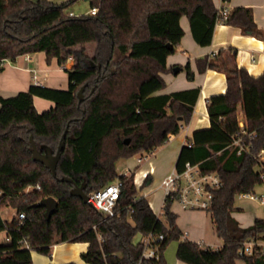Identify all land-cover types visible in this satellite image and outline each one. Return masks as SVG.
<instances>
[{
	"label": "trees",
	"instance_id": "trees-1",
	"mask_svg": "<svg viewBox=\"0 0 264 264\" xmlns=\"http://www.w3.org/2000/svg\"><path fill=\"white\" fill-rule=\"evenodd\" d=\"M77 1L0 0V63L37 53L60 66L72 56L76 61L65 70L67 89L32 85L14 96H0V264H32L33 252L51 256L61 243H87L81 256L87 264H168L164 253L172 241L179 242L176 257L185 264H264V252L254 259L239 255L246 242L264 243V218L243 227L233 216L237 197L255 193L263 184L264 161L258 156L264 150V72L250 75L236 64L233 51L220 50L214 58L197 60L200 73H225L228 89L207 100L211 128L196 131L188 141L191 147L182 148L176 163L179 172L191 163L199 164L204 174L217 172L222 177L223 187L207 212L223 246H200L185 238L171 211L175 202L169 198L158 217L148 200L138 196L136 173L124 176L117 171L120 160L152 154L190 123L199 89L158 93L166 88L168 58L185 35L183 17L196 43L211 46L219 18L214 1L90 0L91 8L99 9L96 15L70 16L69 8ZM230 13L226 24L264 41L251 9L234 8ZM87 45H95L92 57ZM186 69L193 80L190 66ZM82 87L86 91L80 102ZM35 97L54 106L40 113ZM240 113L248 135H243L245 148L239 153L233 141L242 131ZM68 125L54 177L33 160L31 139L41 152H56ZM118 181L122 188L117 215L107 220L71 194L84 184L89 196ZM152 182L148 175L141 189ZM49 197L59 207L48 222L45 209L35 205ZM9 208L17 214L11 222L2 218ZM20 213L25 220L18 219ZM149 234H162L164 241L158 258L142 260L143 246L134 240Z\"/></svg>",
	"mask_w": 264,
	"mask_h": 264
},
{
	"label": "crops",
	"instance_id": "crops-1",
	"mask_svg": "<svg viewBox=\"0 0 264 264\" xmlns=\"http://www.w3.org/2000/svg\"><path fill=\"white\" fill-rule=\"evenodd\" d=\"M48 1L54 4H63L68 0ZM213 1L217 10L224 7L228 8L230 11L234 8L251 9L257 27L264 33V0ZM88 13L89 11L87 14ZM74 16L76 15L74 14ZM181 26L184 28L185 35L182 38L181 45H179L175 53L168 58L167 67L170 71L163 75L166 81V88L158 94H172L180 91L199 89L200 95L194 107L195 111L190 123L185 125L178 135L171 136L166 146L154 151L149 156L150 158L145 160V163H141H144L142 166L137 162V166H134L132 169L136 173L139 183H143L146 177L150 175L155 190H159L163 178L176 169L179 154L182 148L188 143L189 139L192 138L193 134L196 131L211 128V122L207 111V100L212 96L225 94L228 89L227 76L225 73L215 70H207L205 73H200L197 60L205 57L214 58L220 50H225L226 52L233 51L236 64L246 69L250 75L258 77L264 72V41L262 39L243 34V30L239 27L236 28V26L226 23H217L214 28L211 46L203 47L198 45L194 40L187 17L181 19ZM89 46L91 45H87L85 48L88 49ZM93 48L95 52V45H93ZM75 64L76 61L73 56L66 60L64 66L58 65L56 60H52L48 63L44 53L32 54L30 60H26L23 56L18 57L15 61L6 64L4 71L0 73V96L7 98L19 92L28 91L30 86L34 85V75L38 77L40 84L45 87L67 89L68 73H66L65 70L71 69ZM188 65L194 73L195 78L193 80H189L187 77L186 66ZM174 68H181V70L175 73ZM34 104H36L35 107L40 113L54 106L53 102L39 97L34 98ZM240 114V119L243 122V114ZM159 150H165L166 158L171 160L166 168L162 164L157 165L154 163V159L157 157V152ZM160 191H162L161 188ZM255 194L264 195L263 184L257 187ZM154 195V191L147 192L144 194V198L148 200L154 213L162 218V207L158 206V200L161 197L162 204L163 196L156 195L157 203L153 204L149 199L153 198ZM237 199L241 202L247 201L255 203L262 207L259 213H257V210L253 206H247L246 208L245 206L236 205V210L238 211H236L233 216L241 226L249 227L256 219L264 218V204L252 201L243 195L238 196ZM186 234L189 239L190 234L188 232H186ZM206 239L207 238L203 237L194 242L203 243L205 246L215 248V246L209 244L208 239ZM141 240V235H137L134 243L137 244ZM222 246L223 242H220L217 244L216 249ZM87 249V243H61L53 247L51 256L38 254V252L37 254H33L32 264H87L81 257ZM174 264L185 263L180 262L178 259V262ZM238 264L244 263L239 262Z\"/></svg>",
	"mask_w": 264,
	"mask_h": 264
},
{
	"label": "built area",
	"instance_id": "built-area-1",
	"mask_svg": "<svg viewBox=\"0 0 264 264\" xmlns=\"http://www.w3.org/2000/svg\"><path fill=\"white\" fill-rule=\"evenodd\" d=\"M226 2L225 0H223ZM98 7H92L87 15H96L98 13ZM231 11L224 7L218 10V23H226ZM70 16H74L73 13H70ZM30 56H23L26 60H30ZM12 61L4 60L0 63V67H5L6 64ZM34 85H40L38 77L34 75L33 77ZM240 126L242 128L241 133L238 134V137L233 141V146L239 148V153L245 148L243 135H248L244 128V123L240 119ZM249 136H253L249 134ZM186 145L191 147V144L188 142ZM249 148V146H247ZM151 154H144L138 156L137 162L141 164L143 161L150 158ZM262 161H264V150L258 156ZM124 176H129L130 174L126 172L122 174ZM263 185H264V174ZM135 185L141 188L143 183H139L138 178L135 176ZM223 187V180L219 173H202L198 165H193L191 163H186L183 171L179 172L174 169L171 173L163 178L160 184V188L163 191V201L161 204V211L167 205V200L170 198L173 202L178 203L184 210H201V211H210L212 210L215 192ZM122 182L118 181L103 190L93 192L89 195L90 204L99 212H101L105 219L113 218L117 215L116 207L118 204L119 197L121 195ZM30 189V188H29ZM28 189V190H29ZM37 189H40V186H37ZM0 196H2V191L0 190ZM244 197L252 201H256L260 204H264V195L263 194H243ZM160 217L159 215H157ZM26 216L24 213L18 214V219L23 221ZM95 228V227H94ZM185 238L187 234L185 233ZM141 241L139 243L143 246L142 260H152L159 257L160 243L164 241V236L149 234L148 236L141 235ZM99 240L103 242L104 238L99 236ZM200 246H205L203 243H198ZM26 248L29 249L28 243L25 241ZM261 252H264V243L249 241L243 244L242 248L239 251L241 257H250L252 259L256 258Z\"/></svg>",
	"mask_w": 264,
	"mask_h": 264
},
{
	"label": "rangeland",
	"instance_id": "rangeland-1",
	"mask_svg": "<svg viewBox=\"0 0 264 264\" xmlns=\"http://www.w3.org/2000/svg\"><path fill=\"white\" fill-rule=\"evenodd\" d=\"M90 9H91L90 1L79 0L76 3H74V5H72L71 8H69V11L73 12L77 17H79V16L87 15V12L90 11ZM86 53L88 54L89 57H92L94 55L93 45L89 46L88 49H86ZM156 158L154 159V163H156L157 165L162 164L165 168L168 167L171 161L169 158H166L165 150L162 151L159 150L157 152ZM137 159L138 156H135L134 158L120 160L117 164L118 171L119 173H121L120 175L125 174L126 172H128L130 175L133 174L134 170L132 169L134 168V166L135 167L137 166ZM143 162L145 163L146 161ZM143 164H141V166ZM136 188L137 190H139L138 196L140 198L144 197V194H146L147 192L154 191L155 195L153 196V198L149 199L150 202H152L153 204L157 203L156 195L163 196L162 191H160V188L159 190H155V187L153 185L143 189H141L140 187L138 188L137 186ZM161 200L162 198L160 197V199L158 200L159 207L161 206ZM236 205L245 206L246 208L247 206H253L257 210V213H259L260 209L262 208L261 206L255 203H251L247 201L241 202L238 199H236ZM171 211L178 214V218H177L178 227L183 233L188 232L190 234L189 235L190 240L198 241L203 237L207 238L209 241L208 243L215 246V249L218 243L220 242L222 243V241L218 238L216 234L215 227L213 225V222L211 220V215L209 212L201 211V210H184L177 203H174L172 205ZM16 215H17L16 211L11 208L6 209L2 212V218H4V220H7L8 222H11V220L14 219L13 217H15ZM178 244H179L178 241H172L166 248L164 256L168 264H174L178 262L177 259L178 257H176ZM33 254H37V252H33Z\"/></svg>",
	"mask_w": 264,
	"mask_h": 264
},
{
	"label": "water",
	"instance_id": "water-1",
	"mask_svg": "<svg viewBox=\"0 0 264 264\" xmlns=\"http://www.w3.org/2000/svg\"><path fill=\"white\" fill-rule=\"evenodd\" d=\"M168 46H169V48H172L171 44H169ZM180 70H181V68H174L175 73L180 72ZM93 90L96 91L95 88ZM84 91H86V90L84 87H82L81 90L78 92V98H79L80 102L83 100ZM68 133H69V125L66 127V129L64 131V134L62 136V139L60 141V144H59L56 152H54L51 148H46L44 153L41 152L38 149L34 139L33 138L31 139L33 160L36 162H40L47 169L51 170V173L54 177L57 176V166H58L59 160L62 156V153L65 149V139H67L66 137H67ZM130 141L131 140L126 139L125 144H129ZM62 181L71 182L72 180L69 178H64V179H62ZM84 189H85L84 184L82 186H76L72 190L71 194L75 197H79L85 203L90 204L89 196L85 193ZM35 207L45 209V218L49 222L51 220V218L53 217V215H55L57 213L59 203L55 198L49 197V198H45V199L41 200L39 203H37L35 205Z\"/></svg>",
	"mask_w": 264,
	"mask_h": 264
}]
</instances>
